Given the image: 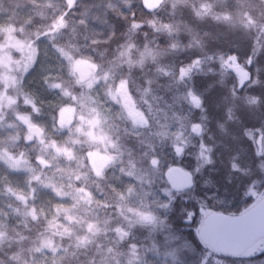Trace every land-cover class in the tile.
<instances>
[{
	"label": "rangeland",
	"instance_id": "374dc122",
	"mask_svg": "<svg viewBox=\"0 0 264 264\" xmlns=\"http://www.w3.org/2000/svg\"><path fill=\"white\" fill-rule=\"evenodd\" d=\"M76 1L64 0V9H58L61 14L51 19L47 27L43 26L44 22H38L43 19L47 9L30 0H16L13 1L16 7L30 8L35 5L38 8V11H35L38 23L30 26L32 22L27 18H19L17 13L12 23H0V129L7 130V134L0 141L6 140L13 146L19 142L18 131L22 129L25 140L31 142L33 148H44V151L35 156L37 165L41 166L32 163L34 167L27 161L31 156L23 157V151L11 154L6 149H0V169L4 171L5 176L9 175L17 180L20 178L17 182L26 188L31 199V202L30 199L26 200L29 206L33 203L34 196L31 192L34 191L45 192L54 201L46 216L34 213L31 207L26 208L25 201L13 207L6 201V195H13L14 191L7 184L9 181L5 183L0 179V217L6 215L12 221L19 219L16 224L21 226L20 228L11 225L12 228H8L9 226L2 225L0 221V246L5 240L26 236L23 229L28 221L24 217H28L31 219L30 224L35 228L30 233L39 241L37 248L49 258L54 256L62 238L72 239L74 243L82 245L102 233L110 240L106 241L114 245L112 249L118 247L117 251L109 253L116 264H264V237L256 240L242 254L232 256L213 251L203 244L198 236L202 219L209 212L215 211L205 204L207 190L203 189L208 182L197 176V173L213 160L211 147L203 142L204 130L209 128L211 135L216 136L222 131L223 139L232 141L236 146H243L241 150L237 149L238 156H242L238 163L232 161L237 155L235 150L222 151L232 164L228 166L223 163V167L228 166L233 172L238 171L240 175L250 176L252 170L249 166L253 162L250 157L256 156L258 160L263 152L264 116L255 126L250 127L240 121L231 129L226 127L221 119H210L193 112L196 107H205V102L201 95L190 87L191 77L206 69L215 76L223 74L231 77L233 83L230 85L231 90L223 110L232 112L240 102L247 103L258 99L255 90L243 92L254 78L255 71L251 69L252 56L241 57L234 53H225L213 57V61L200 58L181 65L177 80L185 88L186 110H173L169 105L151 103L138 93H130L125 78L119 79L111 89L104 83V73L106 74L108 69L115 68L118 63L131 62L136 65L155 51L154 35L146 39L140 51L129 50L130 38L135 31L147 26L151 32L165 36L172 32L168 22L157 23L150 17V11L155 10L164 0H136L147 12V16H124V32L113 43L111 57L106 59L103 52L94 45L85 51H76L75 48L69 50L72 58L71 81L73 87H79L80 91L70 95L66 90L60 92L61 97L70 101L60 105L54 113L43 111L38 108L35 97L24 91L23 78L35 59L38 39L46 34L59 35L64 27H73L76 23L75 18L65 19L66 13L73 9ZM189 2L198 15L213 13L210 3L206 0ZM256 15L260 16L259 19L245 13V23L251 27L254 34L253 53L264 36V4L263 7L257 6ZM172 44L174 43L170 45ZM106 63L109 64L104 65ZM67 86L72 88L70 84ZM23 106H30L31 110L23 112L18 108ZM158 106L165 108L160 109ZM13 109L15 111L12 113ZM117 111L124 118V123L119 127L121 131L124 130L122 134H132V137L124 135L123 142L115 138L117 128L109 122ZM133 112L142 116L144 123L133 119L130 116ZM63 114L66 115L65 123H61ZM6 115L10 119L11 115L13 116L11 123L5 120ZM206 118L211 121L207 126ZM55 135L64 137L70 145L75 146L73 151L86 148L83 156H78L82 165L75 169V172L73 168L70 169L68 159L72 149L56 146L53 140ZM133 138L136 139L135 157L129 156L132 144L128 139ZM160 139L161 145L156 146ZM247 139L254 145L253 156L246 146ZM193 143H196V147L188 151V145ZM246 150L249 151L250 157L246 156ZM125 155L126 164L129 163L126 167ZM137 159H146L147 163L137 166ZM183 162L191 167L185 168ZM259 164L264 168V160ZM108 167L127 175L125 180H130V184L135 188L132 193L135 199L132 203L126 200L130 188L126 189L124 181L119 189V200L115 203L93 200V192L100 194L101 189L99 182L89 179V176L100 178ZM172 167H178L183 172L180 186H176L167 175ZM146 174L151 180L160 181L159 186L151 181L158 188L153 191V197L147 199L143 198L148 193L147 188L143 187L146 185ZM261 178H264L263 171L253 173V180L243 192L249 206L264 194ZM116 183L118 185L120 181ZM185 192H189L184 198L191 199L190 209L184 208L185 215L177 224L168 221L165 214L169 205L176 195ZM201 192L204 195L197 197ZM224 193L225 191L223 198ZM98 194L96 195L99 196ZM133 228L143 232V236L139 239V235H130L137 240L123 245L122 239L126 238L128 232L131 234ZM10 259L13 262L11 264H15L17 254L14 253Z\"/></svg>",
	"mask_w": 264,
	"mask_h": 264
},
{
	"label": "trees",
	"instance_id": "16d2710c",
	"mask_svg": "<svg viewBox=\"0 0 264 264\" xmlns=\"http://www.w3.org/2000/svg\"><path fill=\"white\" fill-rule=\"evenodd\" d=\"M13 1L16 0H0V23H12L15 13H17L19 18L30 20L32 22V24H29L30 26H34L38 22H44L43 26L48 27L51 19L61 14V11L58 13V9L63 10L65 7H63L64 0H30L47 9L45 14H43V19L36 22L38 15L35 11H38V8L35 5L30 8H21L16 7ZM206 1L211 5L212 14H196L189 0H164L155 10L150 11V17L155 22H168L172 27V32L168 36H165V34L151 32L147 26L135 31L130 38L129 50L137 52L143 48L146 39L150 38V35H154L156 37L154 40L155 51L149 54L144 61L136 65L131 64V62H125L118 63L111 70L108 69L106 74L104 73L106 78L104 83L112 89L119 79L125 78L130 93H138L151 103H160L164 106L169 105L173 110H181L182 108L186 110L185 88L177 80L181 65L189 64L194 59L200 58H209V61H213V57L225 53H234L241 57L250 55V57L252 56L251 69H254L255 74L251 83L248 84V87L246 86L243 92L255 90L258 97L256 101L240 102L232 112L224 111L223 105L226 104V97L230 93V85L233 83V80H231V77L228 78L223 74H218V76L212 75L208 69L193 74L190 87L196 90L205 102V107H196L193 112L205 115V117L210 119H221L220 121L231 129L240 121L247 126H255L264 116V36L260 40L258 49L253 53L255 50L254 34L251 27L245 23V13L249 14L252 18L259 19L258 17L260 16L256 15V8L257 6L263 7L264 1ZM133 14L140 18L147 16V12L136 3V0H77L73 9L65 15L66 20L75 18L76 23L73 24V27H64L59 35L46 34L38 39L35 59L30 70L23 78L24 91L35 97L38 108L54 113L60 105L70 101L65 97H61L59 95L60 92L66 90V93L70 95V93H78L80 91L79 87H73L71 81L70 65L72 58L69 54L70 49L75 48L76 51H85L94 45L108 59L112 55L113 43L124 32V16L130 17ZM170 39L172 42H169ZM171 43L174 44L170 45ZM169 77L172 80H167ZM68 84L72 85L71 89L68 88ZM164 106L158 107L164 109ZM18 108L23 112L31 110L30 106ZM14 111L15 109L12 110V113ZM12 117L11 115V119ZM208 118L205 120L206 126L211 124ZM11 119L8 115L5 116V120L10 121V123ZM109 122L117 128V134L115 133L117 140L123 142L124 135L132 137L130 133L122 134L124 130L121 131L119 127L124 123V118L120 116L118 111L117 114L115 113L111 117ZM39 124L41 125V121H39ZM211 133L209 128L204 130L203 142L211 147L213 160L197 173L199 178L208 182L203 189L207 190L205 204L215 211L229 214L240 213L249 207L248 201L243 197V192L247 190L249 183L253 180V173L263 171L264 174V168L259 164L260 161L264 160V147L262 155L258 160L256 156L250 157L248 155L249 151L246 150V156L248 155L253 160L249 166L252 173H250V176H243L238 171L233 172L229 170L228 166H232V164L227 159L226 153H222L224 149L235 150L237 155L234 159L232 158V161L238 163L242 159V156H238L237 149L241 150L243 146H236L232 141L223 139L222 131H219L217 136L216 134L211 135ZM6 134L7 130L1 128L0 139L5 137ZM18 135L20 140L13 146L9 145L6 140H1L0 149H6L11 154L23 151V157L25 155L33 156L32 159L29 157L30 160L27 161L34 167V165H37L36 157L40 151H44V148H39V146L33 148L31 142L25 140L22 129L18 131ZM53 140H55L56 146H63L65 149L69 147L73 153H77L72 154L71 152L68 159L70 160V169L73 168V172L78 167L80 168L82 162L78 156H83L86 148L75 149L73 151L75 146L70 145L60 135H55ZM161 140L156 142V146L161 145ZM128 141L132 144L129 156L135 157L136 139H128ZM245 143L253 156V152L255 151L253 143L249 139ZM188 146V151H190L196 147V143ZM185 159L187 160L188 156ZM126 161L127 155H125V167L129 164H126ZM135 162L139 164L137 166H141V164H146L147 160L137 159ZM223 163L228 166L223 167ZM63 165L65 164L63 163ZM182 165L185 168L191 167L190 164L185 165L184 162ZM127 171H130V169H127ZM126 178V174H121L120 171L113 167H108L100 178L96 179L89 176V179L99 182L98 184L101 189L100 194L95 191L93 192V200L115 203L119 200V189L121 182L124 181L126 189L130 188L126 200L132 203V200L135 199L132 194L135 188L130 184V180H125ZM0 179H3L5 183L9 181L7 184L14 191L13 195H6V201L10 205L13 207L15 205L19 206L25 201V207H31L34 213H42L44 216L48 215L47 210L54 202L48 194L45 192H31L34 200L32 205L29 206L26 200H29L30 196L26 192V188L17 182L20 181V178L17 180L9 177V175L5 176L4 171L0 169ZM144 179H146V185H143V187L147 188L148 193L143 198H151L153 197V191L155 192L158 188L157 185H160V181L158 179L151 180L147 174L144 175ZM261 180V185L263 186L264 178H261ZM119 181L120 184L117 185L116 182L119 183ZM151 181L157 183V185L152 184ZM223 191H225L224 198ZM187 194L189 192L175 196L165 214L168 221L177 224L185 215V209H190L191 199L186 200L187 198H184V196L187 197ZM203 195L204 193L201 192L197 197L200 198ZM244 204L245 206H243ZM24 218L28 221L23 229L26 236L18 239H8L1 244L0 264L13 263L10 258H12L14 253L17 254V262L15 264H116L112 261L109 253H112L113 250L117 251L118 247L112 249L114 245L108 243L107 241L110 240L106 239V236H104L106 234L102 233L98 234L89 243L82 245L74 243L72 239L62 238L58 242L59 247L55 250L54 256L49 258L37 248L39 241L30 233L35 229L32 226L33 224H30V218ZM0 221L2 225L9 226L8 228L20 226V224H16V221H19V219L12 221L6 215L0 217ZM11 225L13 226L11 227ZM130 235H139L140 239V236H143V232H140L136 228L131 229V234L128 232L126 238L122 239L121 243L123 245L126 246L130 242L137 240ZM107 236L109 235L107 234Z\"/></svg>",
	"mask_w": 264,
	"mask_h": 264
},
{
	"label": "water",
	"instance_id": "95a60500",
	"mask_svg": "<svg viewBox=\"0 0 264 264\" xmlns=\"http://www.w3.org/2000/svg\"><path fill=\"white\" fill-rule=\"evenodd\" d=\"M130 116L141 123L145 121L136 112ZM65 121L66 115L63 114L61 123ZM167 175L176 186L181 185L183 174L180 168H170ZM198 236L203 244L215 252L232 256L242 254L264 236V194L249 208L237 214L209 212L199 226Z\"/></svg>",
	"mask_w": 264,
	"mask_h": 264
},
{
	"label": "flooded vegetation",
	"instance_id": "af4514ba",
	"mask_svg": "<svg viewBox=\"0 0 264 264\" xmlns=\"http://www.w3.org/2000/svg\"><path fill=\"white\" fill-rule=\"evenodd\" d=\"M182 174H183V172H182Z\"/></svg>",
	"mask_w": 264,
	"mask_h": 264
}]
</instances>
